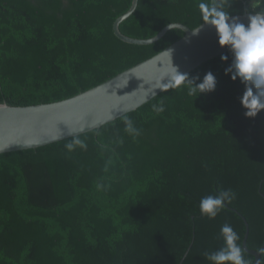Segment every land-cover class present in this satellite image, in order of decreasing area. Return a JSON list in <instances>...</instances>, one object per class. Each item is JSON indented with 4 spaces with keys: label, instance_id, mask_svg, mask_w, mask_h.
<instances>
[{
    "label": "trees",
    "instance_id": "obj_1",
    "mask_svg": "<svg viewBox=\"0 0 264 264\" xmlns=\"http://www.w3.org/2000/svg\"><path fill=\"white\" fill-rule=\"evenodd\" d=\"M251 1L207 0L231 16L264 11V0ZM131 3L0 0V103L70 98L184 36L174 28L152 44L122 41L113 24ZM200 3L139 0L120 29L140 39L173 22L194 29L207 22ZM232 60L227 51L186 74L199 84L211 71L212 92L189 95L185 81L99 129L0 154V264H179L185 254L183 264H210L204 253L224 246L225 223L242 248L243 217L247 246L260 250L264 111L244 115L245 84L225 73ZM126 119L138 134L127 130ZM221 189L234 190L236 198L215 219L202 216L200 199Z\"/></svg>",
    "mask_w": 264,
    "mask_h": 264
},
{
    "label": "water",
    "instance_id": "obj_2",
    "mask_svg": "<svg viewBox=\"0 0 264 264\" xmlns=\"http://www.w3.org/2000/svg\"><path fill=\"white\" fill-rule=\"evenodd\" d=\"M138 1L132 0L128 11L115 20L113 30L119 39L148 45L174 28L183 30L184 36L151 58L70 98L27 106L0 103V154L38 148L99 129L138 109L168 88L176 68L179 73L188 74L204 62L229 51L220 46L217 31L208 21L194 29L173 22L147 39L125 35L120 25L135 12ZM254 14L245 12L232 17H238V22L247 25L249 16ZM243 219L246 231L242 248L254 256L253 264H260L264 244L260 250L247 246L250 227L245 217ZM185 257L186 254L179 264H183Z\"/></svg>",
    "mask_w": 264,
    "mask_h": 264
},
{
    "label": "clouds",
    "instance_id": "obj_3",
    "mask_svg": "<svg viewBox=\"0 0 264 264\" xmlns=\"http://www.w3.org/2000/svg\"><path fill=\"white\" fill-rule=\"evenodd\" d=\"M199 8L204 20L215 27L220 46L228 48L232 54V64L225 69V73H231L232 80L240 79L245 84V91L240 97V103L246 110L244 115L247 118L257 117L264 111V11L250 15L249 22L245 25L238 22V17H232L224 11L222 6L208 3L207 0H201ZM227 59V55H221V60ZM185 81L191 85L189 95L212 92L217 85L216 76L211 71L203 77L201 83L196 84L194 79L179 73L176 68L169 87L180 86ZM157 110L164 109L161 106ZM125 123L128 131L138 134L130 119H126ZM74 143L85 146L78 139ZM66 147L71 150L73 144L69 143ZM235 198L236 193L232 189H221L217 194L203 196L199 202L200 213L209 219H215L224 209L225 203H231ZM220 235L224 239V246L217 251L204 253L210 264H248L237 243L239 236L233 227L225 223L221 226Z\"/></svg>",
    "mask_w": 264,
    "mask_h": 264
},
{
    "label": "rangeland",
    "instance_id": "obj_4",
    "mask_svg": "<svg viewBox=\"0 0 264 264\" xmlns=\"http://www.w3.org/2000/svg\"><path fill=\"white\" fill-rule=\"evenodd\" d=\"M254 4V0L250 2V5Z\"/></svg>",
    "mask_w": 264,
    "mask_h": 264
}]
</instances>
